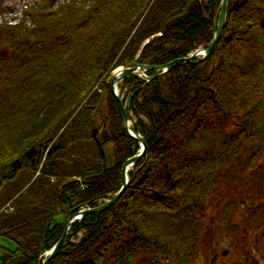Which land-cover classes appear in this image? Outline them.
I'll list each match as a JSON object with an SVG mask.
<instances>
[{
	"label": "trees",
	"instance_id": "1",
	"mask_svg": "<svg viewBox=\"0 0 264 264\" xmlns=\"http://www.w3.org/2000/svg\"><path fill=\"white\" fill-rule=\"evenodd\" d=\"M220 2L40 0L31 23L0 24V236L13 242L0 244V264H41L67 216L120 188L139 142L123 127L113 69L208 46ZM199 57L120 80L146 153L118 199L74 219L46 264H135L173 247L168 215L191 212L252 160L247 141L264 143V0H228L214 48Z\"/></svg>",
	"mask_w": 264,
	"mask_h": 264
},
{
	"label": "rangeland",
	"instance_id": "2",
	"mask_svg": "<svg viewBox=\"0 0 264 264\" xmlns=\"http://www.w3.org/2000/svg\"><path fill=\"white\" fill-rule=\"evenodd\" d=\"M39 1L6 0L0 15L17 13L11 16L20 17L21 12L25 15L24 2L31 7ZM62 1L54 0L53 4ZM102 111L105 114L104 107ZM246 146L243 159L253 156L252 160L234 168L231 182L221 179L191 212L168 215L173 247L144 255L135 264H264V143L249 140ZM103 149L105 163L111 165L115 161L114 143L106 141ZM3 208L11 205L5 203ZM0 244L13 246L5 236H0Z\"/></svg>",
	"mask_w": 264,
	"mask_h": 264
},
{
	"label": "water",
	"instance_id": "3",
	"mask_svg": "<svg viewBox=\"0 0 264 264\" xmlns=\"http://www.w3.org/2000/svg\"><path fill=\"white\" fill-rule=\"evenodd\" d=\"M226 6H227V0H221L216 28L214 30L212 39L208 46H199L186 55L176 56L165 62L149 63V62L138 61L133 66H124V67L121 66L119 67L118 70L113 72L111 82H110L111 92L115 97L117 109H118L124 129L129 135L134 137L139 142V148L137 152H135L134 154L130 156H127L122 162L121 171H120L122 183H121L120 188L116 192H114L110 197L105 198L103 201L99 202L98 204L93 205V206L82 207L76 210L75 212L71 213L69 216H67L64 222V228H63L62 234L54 242V244L49 249L46 250V256L43 258L41 264H46L49 258L57 253L60 245L65 241L67 233H68L69 225L74 219L79 218L83 214L88 213V212L101 211L109 207L111 204H113L118 199V197L121 195V193L123 192V190L125 189V187L127 186L129 182V175L127 173L128 169L132 166L133 163H135L138 159L142 158L146 153V150H147L146 138L144 134L142 133L138 123L136 122L135 117L125 109V104L122 100L121 93L118 91L117 83L120 80H122V78L125 75L132 73V72H137L142 77L146 79H151L153 77L159 76L163 74L164 72H166L176 62L190 61L196 56H200L198 59H201L207 56L214 48L217 42V39L222 31V27L226 19ZM148 69H155L156 72L153 74H147L146 70ZM131 125L134 126V129L131 127Z\"/></svg>",
	"mask_w": 264,
	"mask_h": 264
},
{
	"label": "built area",
	"instance_id": "4",
	"mask_svg": "<svg viewBox=\"0 0 264 264\" xmlns=\"http://www.w3.org/2000/svg\"><path fill=\"white\" fill-rule=\"evenodd\" d=\"M25 1H26V0H25ZM24 5H25V2H24ZM4 19H8L9 22H14L13 20H11L12 18H9V17L6 16V15L3 16V17L0 16V20H4Z\"/></svg>",
	"mask_w": 264,
	"mask_h": 264
}]
</instances>
